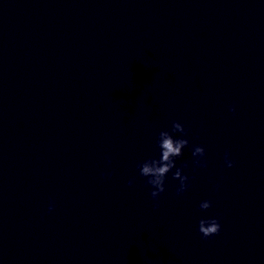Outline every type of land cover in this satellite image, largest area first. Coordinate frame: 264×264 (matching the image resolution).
<instances>
[{
    "label": "clouds",
    "instance_id": "obj_1",
    "mask_svg": "<svg viewBox=\"0 0 264 264\" xmlns=\"http://www.w3.org/2000/svg\"><path fill=\"white\" fill-rule=\"evenodd\" d=\"M235 112V107L229 109ZM175 134H179L178 136ZM188 135L184 125L179 121H173L171 130H161L158 134L156 145L160 150L159 158H148L137 165L139 174L146 178V183L151 187L150 196L156 203L154 208H159V197L165 192V181L169 172L172 169H176L172 174L174 180L179 181L177 187V195L183 194L189 187V177L183 173V168L188 167L184 164L182 167H176V160L183 156V150L189 145V140L184 138ZM206 150L201 145H195L192 149V156L194 164L198 168H206L207 161L204 159ZM230 153L225 152L224 160L227 167L234 166V161L230 159ZM108 163L111 164L109 158ZM110 176L111 173H107ZM133 184V180L128 181L129 187ZM217 190L219 185L216 186ZM201 211H206L212 207L211 200H203L198 205ZM55 209V202L50 201L48 211L52 212ZM198 231L203 238L208 239L215 235H218L221 231V224L219 219L215 217L202 218L198 222Z\"/></svg>",
    "mask_w": 264,
    "mask_h": 264
}]
</instances>
